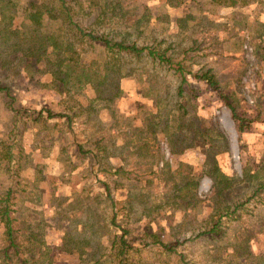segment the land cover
<instances>
[{
  "label": "rangeland",
  "instance_id": "1",
  "mask_svg": "<svg viewBox=\"0 0 264 264\" xmlns=\"http://www.w3.org/2000/svg\"><path fill=\"white\" fill-rule=\"evenodd\" d=\"M58 1L0 0V87L11 89L17 106L73 118L68 125L65 119L34 122L27 115L15 125L0 93V138L17 139L20 146L15 216L49 248L34 261L93 264L99 257L98 264H264V190L236 214L223 216L218 235L199 236L218 219L220 203L232 207L259 185L264 188L262 5L239 10L244 15L238 16L242 30H237L230 21L229 29L224 25L231 8L211 15L204 0L102 1L99 5L114 10L115 17L104 16L91 0H62L86 32L110 31L115 40L157 46L192 72L211 69L221 90L255 120L239 134L216 94L191 77L185 112L177 110V77L146 55L110 53L47 17L36 37L27 14L51 10ZM187 13L200 25L179 30L178 18ZM216 25L229 33H216ZM47 36L72 42L79 64L94 69L88 75L102 85L77 87L74 81L66 93L55 90L49 72L55 53L46 45L38 48ZM216 172L231 183L221 197ZM7 186L0 167V191ZM246 231H256L249 256L236 259L232 239ZM2 232L0 227V247ZM123 232L128 248L119 263L115 238ZM161 243L175 246L174 251Z\"/></svg>",
  "mask_w": 264,
  "mask_h": 264
},
{
  "label": "trees",
  "instance_id": "2",
  "mask_svg": "<svg viewBox=\"0 0 264 264\" xmlns=\"http://www.w3.org/2000/svg\"><path fill=\"white\" fill-rule=\"evenodd\" d=\"M51 1L54 2V0ZM102 1L104 0H91L94 5H99ZM106 1L107 3H112L114 1L118 2V0ZM244 1L246 3H249L251 1L255 2L257 0ZM119 2H121L122 4L126 1L120 0ZM234 2L235 1L231 0L232 4ZM66 4L67 3L60 0L58 1L57 7H51V10L49 9L48 11H42L37 9L27 14V20L32 26L35 27L36 37H38V28L42 27V21L45 17L53 21L56 20L58 21V23H60V26H64L69 31V33L78 36L80 39H87L90 42L99 43L110 53L115 51L117 53L131 54L136 57L146 55L154 62H157L159 65L167 66V68L178 79V86L175 92V100L177 106L176 109L182 111V113L185 112L183 102L185 99L186 90L189 88L188 77H191L197 81L202 82L207 89L216 94L222 105L230 112L231 119L235 124V129L239 134L243 133V131L255 121L254 118L247 117L245 113L240 109L239 105L236 104L229 95L225 94L221 90L211 69L192 72L191 70L187 69L182 64V62L175 60V58L171 56H167V53L165 51L157 49V46L145 45L142 47H138L135 43H126V39L124 38L115 40L110 36V31L102 33L100 35H95L92 32H86L76 22H74L72 11ZM99 7L101 8V12L104 14V16H106V13H109L111 17H115L114 10H108L107 12H105V8L100 5ZM143 10L145 11V13H147L144 18L146 20H149L151 15L149 13V9L145 6ZM123 17H125V15H123ZM195 20V15L187 13L184 18H178L177 27L182 31L188 30V28L191 27V22H193L194 24L193 27L199 24ZM140 22L141 19H137L135 21V24H140ZM99 26L105 28L103 20L99 21ZM68 31H66L65 33H67ZM59 39L61 43H59L56 37L47 36L46 39L42 37L38 43V48H42L46 45L52 49L53 53H55L53 55L55 61H53L51 65L52 71H49L52 74L51 83L53 84L55 90L60 93L68 92V86L72 85L70 84V82H76V84H78L77 87L81 85L85 86L91 84L102 85L100 81H94L88 75V73L92 72L94 69L83 68L79 64L77 59V51L75 50L73 43L68 39L64 43L61 36L59 37ZM105 70L109 71L108 67ZM106 78L107 76L105 77V80ZM0 93H2L6 98L7 109L12 113V115L16 117L17 123H15V125L23 122L24 116L27 115L34 122H39L42 119H65L69 125L73 120V118L69 115L53 113L46 108L35 111L30 109L28 110L19 105L17 106V100L14 97L11 89L8 87H0ZM152 131L154 132L153 129H151V132ZM133 135V138H135L136 140L138 138L140 140L142 133L141 131H139L138 133H135ZM18 142L19 141L17 139L13 138H0V167H2L4 174L7 177L8 183L7 188L4 191H0V227L3 229V243L0 247V264H37V262L34 261L35 258L42 259V256H44L42 253L45 251L48 252L49 248L40 241L38 236L32 231L33 229L28 228L29 230L25 231L26 229L22 225L18 224V219L15 216V195L18 190L20 170V166L18 165L20 160V146ZM132 143H134V140H131V142L129 143H125L124 148L131 145ZM17 148L19 149L17 150ZM80 149L81 148H79V150ZM95 159H97V156H95ZM97 164L100 165L98 161ZM216 175L218 176L213 180L216 181L217 179L219 181L218 185L215 187H221L218 190L219 194H217L218 197H221L222 193L231 187V183L227 176L219 174L217 172ZM102 185L107 194H110L107 184L102 183ZM190 185H192V183H187L186 186L189 187ZM263 190V185H259L258 188L253 191L251 196L248 197L245 202L233 205L232 207L225 204V202L220 203L224 205L221 208L216 209L218 219L211 222L209 227L206 229L207 231L201 232L199 236L204 234L218 235L220 232V227L222 225L223 216L236 214L239 210L243 209V207L247 203L258 197L260 192ZM179 192V188H176V190L174 191L175 194H178ZM172 199H179V195L173 197ZM112 221L114 223V219ZM260 226L261 225H259V228ZM256 231H246L244 235H241V237L238 234L232 239L231 254L234 258L240 259L249 256V242L255 236ZM125 234L126 233L123 232L121 236H116L115 238V241H119L118 251L116 254V259L119 263L123 262V256L126 254L128 248L124 239ZM156 243H158V241H156ZM161 246L168 252H173L175 248V246H168L163 243H161ZM98 258L94 261L93 264L99 263L100 260Z\"/></svg>",
  "mask_w": 264,
  "mask_h": 264
},
{
  "label": "crops",
  "instance_id": "3",
  "mask_svg": "<svg viewBox=\"0 0 264 264\" xmlns=\"http://www.w3.org/2000/svg\"><path fill=\"white\" fill-rule=\"evenodd\" d=\"M209 9L211 10V15L216 13V10L218 9H226V8H231L232 9V13H229L231 15H226L228 16L229 18L227 19L228 21H226V23H224L225 26H227V23H229V27L232 29L234 27V29H240L242 30L241 26L239 25V22H241V19H238V16L239 15H244L243 13H237L239 10H243L244 8H248V7H251L255 4H260L262 5L263 7V10H264V0H257V1H251L249 3H246L244 0H233L235 1L233 4L231 3V0H204ZM235 11V12H234ZM241 12V11H240ZM244 12V11H243ZM264 16V14H263ZM230 19V20H229ZM245 19H249V17H245ZM200 19L196 16V20L199 24H197L196 26H199L200 25ZM251 23L255 24L256 26H260L261 22L259 21H256V20H250ZM264 22V21H262ZM194 26V27H196ZM217 26V25H216ZM194 27H189L188 30L190 29H194ZM228 27V26H227ZM228 27V29H229ZM215 28V32L218 33V32H225V33H229L228 30L222 26V27H213ZM224 30H227V31H224Z\"/></svg>",
  "mask_w": 264,
  "mask_h": 264
},
{
  "label": "built area",
  "instance_id": "4",
  "mask_svg": "<svg viewBox=\"0 0 264 264\" xmlns=\"http://www.w3.org/2000/svg\"><path fill=\"white\" fill-rule=\"evenodd\" d=\"M246 48V47H245Z\"/></svg>",
  "mask_w": 264,
  "mask_h": 264
}]
</instances>
